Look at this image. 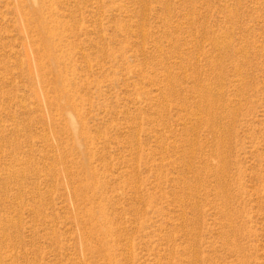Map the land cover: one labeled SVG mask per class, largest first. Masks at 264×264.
Here are the masks:
<instances>
[{
  "label": "rangeland",
  "instance_id": "rangeland-1",
  "mask_svg": "<svg viewBox=\"0 0 264 264\" xmlns=\"http://www.w3.org/2000/svg\"><path fill=\"white\" fill-rule=\"evenodd\" d=\"M0 264H264V0H0Z\"/></svg>",
  "mask_w": 264,
  "mask_h": 264
}]
</instances>
